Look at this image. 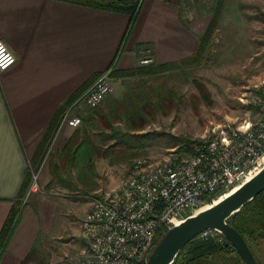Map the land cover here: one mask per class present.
I'll return each mask as SVG.
<instances>
[{
  "label": "crops",
  "instance_id": "crops-1",
  "mask_svg": "<svg viewBox=\"0 0 264 264\" xmlns=\"http://www.w3.org/2000/svg\"><path fill=\"white\" fill-rule=\"evenodd\" d=\"M125 1L138 4L132 27L127 13L66 0H0V42L17 57L0 70V234L29 170L32 179L34 171L39 174L0 264H21L29 256L31 262L49 246L50 236H61L55 233L63 204L55 190L60 178L53 175L51 160L37 167L36 158L58 107L92 85L116 58L114 69H130L146 49L156 64L193 56L212 18L203 12L194 17L191 0ZM118 85L106 103L124 96ZM76 128L59 127L46 156L53 151L54 161L61 163L59 155Z\"/></svg>",
  "mask_w": 264,
  "mask_h": 264
},
{
  "label": "rangeland",
  "instance_id": "rangeland-1",
  "mask_svg": "<svg viewBox=\"0 0 264 264\" xmlns=\"http://www.w3.org/2000/svg\"><path fill=\"white\" fill-rule=\"evenodd\" d=\"M191 1L194 17L200 12L213 14L218 3V0ZM220 20L198 62L141 78L126 77L125 81H117L113 76L115 87L108 99L116 93L117 83L118 87L123 86L120 89L124 96L139 93L141 97H150L151 103L145 102L148 114L142 129L130 128L126 120L117 121L121 141L112 138L111 129L100 123L90 130L99 148L93 164L72 166L55 186L62 194L56 196L63 202L55 232L61 236H50L49 246L40 248L28 264H72L71 257L85 244L82 221L86 213L95 200L117 193L121 180L133 173L138 160L146 158L157 165L173 153H181L194 143L213 137L219 125L238 126L246 120L255 123L259 119L254 99L264 84V0H226ZM141 58L139 65L153 64H142ZM91 111L82 107L74 112L87 117ZM174 138L179 140L176 142ZM52 153L45 157L46 166L55 159ZM226 190H218L209 203ZM75 228L81 230L79 235ZM163 235L160 230L157 240Z\"/></svg>",
  "mask_w": 264,
  "mask_h": 264
},
{
  "label": "built area",
  "instance_id": "built-area-1",
  "mask_svg": "<svg viewBox=\"0 0 264 264\" xmlns=\"http://www.w3.org/2000/svg\"><path fill=\"white\" fill-rule=\"evenodd\" d=\"M16 55L0 42V70L15 64ZM142 64L154 63L150 49L144 50ZM113 68L103 72L63 114L60 127H79L83 117L74 111L94 109L115 87ZM254 105L260 113L254 123L215 127L213 137L200 140L181 153L175 152L157 165L148 159L135 163L133 173L121 180L117 193L93 202L82 221L85 244L71 257L72 264H145L157 244L159 229L165 233L186 217L206 206L220 189L243 182L264 164V84ZM215 131V132H216ZM34 171L23 202L37 189ZM200 237H218L207 229ZM224 237V236H223ZM222 239V238H220Z\"/></svg>",
  "mask_w": 264,
  "mask_h": 264
},
{
  "label": "trees",
  "instance_id": "trees-1",
  "mask_svg": "<svg viewBox=\"0 0 264 264\" xmlns=\"http://www.w3.org/2000/svg\"><path fill=\"white\" fill-rule=\"evenodd\" d=\"M66 1L89 5L108 11L127 13L131 15L130 27H132L138 12V4L125 0ZM225 3L226 0H218L209 25L205 32L200 36L198 48L193 56L179 62H169L163 64L153 63L147 66L137 65L130 69H114L117 62L116 58L109 67V69L113 68L112 75L116 78H141L146 75H153L176 69L181 64L189 65L194 62H198L207 50L213 35L218 28L221 21L220 19L223 15ZM86 89L87 85L82 86L73 96L58 107L36 150V158L39 160L37 167L42 164L49 147H51V144L53 143L55 135L59 130L63 114ZM144 97H141L139 93H130L123 96V98L116 99L110 103H101L98 107L92 109L90 114L87 115L85 123L83 122L80 127L75 129L74 133L61 151L59 161H62V163L52 161L51 159V169L53 175L58 176L61 180H63L62 176L64 175V172H70L69 170L72 166H74L73 164H90L93 154H96L99 149L96 146L97 143L91 136L92 134H90V130L95 129L97 123H100L102 127L111 129V133L109 132V135H111L112 138H115L116 141L117 139L121 141V136L118 135V129L116 127L117 121L126 120L125 122L127 125H131L130 128L142 129L144 118H146L145 114H148L145 109L147 107L146 103H151L149 96L145 95ZM152 111H154V109H152ZM152 117H154V115ZM174 139L176 142L179 140L177 138ZM194 141H191V143ZM33 166L35 167V163ZM62 167L66 169H62ZM31 181L32 174L31 170H29L27 179L25 178L22 187V194L19 196V200H17L15 207L11 210V213L0 234V257L5 251L7 244L20 220L23 208V198L31 184ZM207 197L210 201L213 198L212 195H207ZM228 222L243 235L259 264H264V190L257 194L250 202L246 203L239 211L234 213L228 219ZM160 230L162 229H159L156 238H158ZM158 242L159 241L157 240V243ZM30 258L31 256L27 257L21 264H27L30 261ZM172 264L247 263L238 253L237 249L225 237L210 236L209 238H203L198 236L180 250Z\"/></svg>",
  "mask_w": 264,
  "mask_h": 264
},
{
  "label": "water",
  "instance_id": "water-1",
  "mask_svg": "<svg viewBox=\"0 0 264 264\" xmlns=\"http://www.w3.org/2000/svg\"><path fill=\"white\" fill-rule=\"evenodd\" d=\"M263 190L264 166L218 203L170 227L154 246L145 264H172L180 250L207 229L219 230L247 264H259L243 235L228 219Z\"/></svg>",
  "mask_w": 264,
  "mask_h": 264
},
{
  "label": "bare ground",
  "instance_id": "bare-ground-1",
  "mask_svg": "<svg viewBox=\"0 0 264 264\" xmlns=\"http://www.w3.org/2000/svg\"><path fill=\"white\" fill-rule=\"evenodd\" d=\"M261 168H257L255 171H253L243 182L238 183L236 185H234L233 187H230L229 189H227L224 192H221L220 194H218L217 196L214 197L213 201L217 198L216 201H214L213 203H209L206 206H204L202 209H200L199 211L195 212L194 214L199 213L200 211H203L205 209H208L209 207L213 206L214 204L218 203L219 201H221L222 199H224L225 197H227L228 195H230L231 193H233L234 191H236L242 183L249 181L256 173H258L260 171ZM182 221H179L177 224H180Z\"/></svg>",
  "mask_w": 264,
  "mask_h": 264
}]
</instances>
